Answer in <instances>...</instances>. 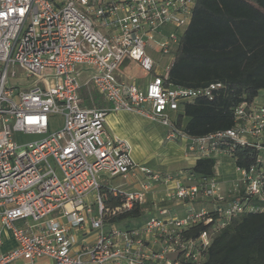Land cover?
Masks as SVG:
<instances>
[{"label":"built area","instance_id":"obj_1","mask_svg":"<svg viewBox=\"0 0 264 264\" xmlns=\"http://www.w3.org/2000/svg\"><path fill=\"white\" fill-rule=\"evenodd\" d=\"M196 1L0 0V264L200 263L220 230L263 209L254 201L264 202V155L239 167L234 147L221 144L264 152V103L241 104L232 129L205 137L174 123L182 102L213 99L222 87L168 84ZM150 54L168 59L163 73ZM132 65L150 75L146 85L128 80ZM84 88L110 106H89ZM122 112L168 128L194 164L225 159L236 175L230 187L217 173L200 178L137 162L131 143L107 129L109 115ZM109 197L120 205L107 208ZM147 204L140 227L105 225ZM199 225L206 229L196 239L182 237ZM5 231L14 246L1 253Z\"/></svg>","mask_w":264,"mask_h":264},{"label":"trees","instance_id":"obj_2","mask_svg":"<svg viewBox=\"0 0 264 264\" xmlns=\"http://www.w3.org/2000/svg\"><path fill=\"white\" fill-rule=\"evenodd\" d=\"M168 84L190 89L222 85L214 91L213 99L200 97L181 103L174 123L184 134L200 138L232 129L235 109L243 103L252 105L264 92V0H197ZM82 94L89 106H104L94 90L84 88ZM221 146H233L232 162L243 168L256 164L264 155L255 147L230 140ZM217 165L216 158H202L187 173L211 178ZM254 204L263 209L234 218L214 236L203 261L193 264H264V202ZM106 205L115 208L120 200L109 197ZM147 218L148 210L137 205L107 219L105 225L134 228ZM204 229L205 225L194 226L183 231L182 237L196 239Z\"/></svg>","mask_w":264,"mask_h":264},{"label":"rangeland","instance_id":"obj_3","mask_svg":"<svg viewBox=\"0 0 264 264\" xmlns=\"http://www.w3.org/2000/svg\"><path fill=\"white\" fill-rule=\"evenodd\" d=\"M154 61H160L162 63L160 73H163L164 63L168 59H161L159 54H150ZM132 77L129 78L131 82L139 85H146L150 79V75L142 71L136 65H132ZM85 76L82 77V79ZM90 91H93L90 89ZM96 96L102 99L95 92ZM104 107H106L104 105ZM127 118L121 119L119 122L118 115L110 114V118H114L118 124L123 123L121 133L131 140L134 146V153L139 159L140 163H145L154 170H158V167L163 170L173 172L174 174L186 173L190 167L186 162L184 156V149L180 142H174L168 138V128L164 127L161 123L153 121L150 118L139 114H125ZM117 124V123H116ZM60 120L55 121V127H60ZM113 133L117 132V126L111 127ZM32 139V137H29ZM232 167L223 158H219V163L216 168V173L219 174L221 179L228 177L235 178ZM124 181L117 178L113 181V184L120 185ZM146 210L151 209V205L144 206ZM178 214L181 213L180 209L177 210ZM85 232H80L79 236H82ZM10 244V242H8Z\"/></svg>","mask_w":264,"mask_h":264},{"label":"crops","instance_id":"obj_4","mask_svg":"<svg viewBox=\"0 0 264 264\" xmlns=\"http://www.w3.org/2000/svg\"><path fill=\"white\" fill-rule=\"evenodd\" d=\"M102 101H103V103H104V105L106 106V107H104V108H108L109 106H110V104L108 103V102H106L103 98L101 99ZM257 101L258 102H262V103H264V92H262L261 93V95H260V97L257 99ZM95 106V105H94ZM100 108H102V107H100ZM122 113H125V112H122ZM113 114H116V115H118V119H119V122L121 121L122 122V120L121 119H123V118H127L128 116H126V115H122L121 113H113ZM125 114H131V113H125ZM110 116V115H109ZM121 118V119H120ZM120 122V123H121ZM117 123V124H116ZM114 125H116L117 126V132H116V130H115V133H113V131H112V129H111V127H113ZM123 127V123L122 124H118V122H116V120L114 119V118H110V117H108V119H107V129H108V132H109V134L111 135V136H114V137H117V138H120V139H123V140H127V141H129L130 143H131V145H132V147H133V151H132V154H133V157L135 158V160L137 161V162H139V159L137 158V156L135 155V153H134V146H133V143L131 142V140L129 139V138H127L126 136H124V134H122L121 133V128ZM174 142H180L181 143V145H182V147H183V149H184V156H185V159H186V162H188L191 166L194 164V162L192 161V159H190L189 157H187L186 155H185V145H184V143L183 142H181V141H174ZM157 171H160V172H164V173H173V172H170V171H165V170H163V169H160L159 167H158V170ZM234 173V172H233ZM220 177H223V176H220ZM221 179V178H220ZM234 178L233 177H226L225 179L224 178H222L221 180L223 181V183H224V185H225V187L226 188H229L230 187V185H231V182H232V180H233ZM4 235H5V237H6V243H5V246L2 248V250H1V253H6V252H8L10 249H12V247L14 246V241H13V239H12V236H11V234L9 233V232H7V231H5L4 232ZM8 242H10V244L8 243ZM37 264H52V261L51 260H49V259H45V260H41V261H39Z\"/></svg>","mask_w":264,"mask_h":264},{"label":"water","instance_id":"obj_5","mask_svg":"<svg viewBox=\"0 0 264 264\" xmlns=\"http://www.w3.org/2000/svg\"><path fill=\"white\" fill-rule=\"evenodd\" d=\"M178 255H179V252H176V253H171V254H169L168 257H169L170 259H176Z\"/></svg>","mask_w":264,"mask_h":264}]
</instances>
